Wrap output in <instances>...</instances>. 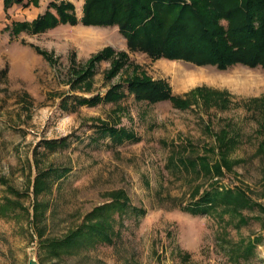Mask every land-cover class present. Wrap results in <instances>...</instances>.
I'll list each match as a JSON object with an SVG mask.
<instances>
[{
	"label": "rangeland",
	"instance_id": "obj_1",
	"mask_svg": "<svg viewBox=\"0 0 264 264\" xmlns=\"http://www.w3.org/2000/svg\"><path fill=\"white\" fill-rule=\"evenodd\" d=\"M48 1L41 0L37 8L13 6L7 17L0 2V264H27L29 254L39 264H264V156L259 151L264 70L238 64L220 71L182 60H154L129 51L112 26L61 24L15 37L3 28L42 13ZM54 1L70 2L78 19L83 14L84 0ZM106 46L113 54L76 83L74 70ZM120 51L129 55L127 65L108 77ZM142 72L167 81L175 95L202 86L226 92L228 103L221 108L219 101L199 100L179 110L167 100H135L125 83L118 101L78 103L102 97L113 84ZM102 123L125 127L135 137L118 143ZM224 130L236 142L229 147L231 166L222 174L197 176L177 159L170 161L173 146L181 149L188 141L196 152L188 155L204 153V146L215 147L214 136ZM52 140L62 142L50 148L46 142ZM41 170H47L49 189L35 196L32 183ZM198 187V195L240 188L249 205L238 213L216 205L193 214L185 208L198 201L192 197ZM116 190L123 192L127 206L109 212L110 241L53 255L46 244L82 226L86 215L110 203Z\"/></svg>",
	"mask_w": 264,
	"mask_h": 264
},
{
	"label": "trees",
	"instance_id": "obj_2",
	"mask_svg": "<svg viewBox=\"0 0 264 264\" xmlns=\"http://www.w3.org/2000/svg\"><path fill=\"white\" fill-rule=\"evenodd\" d=\"M38 2L39 0H3V11L8 16L7 11L13 6L28 7L31 4L36 6ZM51 8L55 12H52ZM82 11L83 14L78 19L70 2L61 1L56 4L54 0H49L43 12L30 21H13L3 28L15 37L21 32L30 35L44 33L61 24L112 26L125 38L129 51L144 53L154 60L161 58L182 60L197 66H215L220 71L238 64L249 68L260 67L264 70V0H84ZM32 46L46 60H52L48 52L36 45ZM112 54V48L106 46L91 56L84 68L78 67L77 71L74 70L77 76L75 82L91 76L94 64ZM128 56L127 53L120 51L107 71L108 77L116 74L121 66L127 65ZM124 83L135 100L146 101L149 104L167 100L179 110L188 108L199 100L215 105L219 101L217 105L221 108H225L228 103L226 92L209 90L202 86H197L181 96L175 95L167 81L154 80L143 72L134 73L122 82L113 84L102 97L96 94L90 99L81 98L78 103L93 105L99 101L107 103L118 101L124 94L121 91ZM255 100L254 98L252 102ZM261 103L264 105V95ZM101 126L104 127L103 131L118 143H122L124 138L135 137L125 127L116 128L107 123H102ZM214 138L215 147L205 145L202 150L204 153H197L194 156L187 154L195 152L191 142L186 141L181 149L173 146L175 148L172 149L170 161L177 159L182 168L192 169L197 176L222 174V168L227 169L231 166L228 159L229 147L234 145L236 140L228 136L225 130L216 134ZM60 142L62 140H52L46 144L54 148ZM259 151L264 156V141L261 142ZM214 154H218V158H211ZM32 188L35 196L49 189L47 170L37 172ZM199 188H195L192 193V197H199L198 201L185 208L193 214L207 212L216 205H222L225 209L238 213L239 208L249 205V197L240 188L235 189L234 195L231 188H226L223 193L202 190L198 195ZM110 195L112 201L97 206L88 213L82 226L72 230L67 236L46 244L53 250V255L73 252L83 245L94 246L103 240L110 241L112 233L109 230L111 227L109 212L115 208L121 212L127 206L122 191H112ZM4 208L5 205L1 206V214L6 213L3 212L6 210ZM36 214L38 215V211ZM252 248L250 245L246 251L250 252Z\"/></svg>",
	"mask_w": 264,
	"mask_h": 264
},
{
	"label": "crops",
	"instance_id": "obj_3",
	"mask_svg": "<svg viewBox=\"0 0 264 264\" xmlns=\"http://www.w3.org/2000/svg\"><path fill=\"white\" fill-rule=\"evenodd\" d=\"M0 2H1V7H2V10H3V0H0ZM32 6H34V7H39V5H41V0H39V2H38V4L35 6V5H33V4H31ZM31 5H29V6H31ZM28 6V7H29ZM22 7V6H21ZM27 7V8H28ZM41 7V6H40ZM25 8V7H24ZM3 13H4V11H3ZM7 13H8V11H7ZM39 13H41V12H39ZM38 12H36V14L34 15V17H36L38 14H39ZM5 14V16L7 17V15H6V13H4ZM8 15H9V13H8ZM34 17H32V18H34ZM31 18V19H32ZM30 19V20H31ZM30 20H27V21H30ZM19 21H22V20H19ZM5 26V25H4ZM94 26V25H93ZM88 27H90V26H88ZM92 27V26H91ZM50 30V29H49ZM9 34H10V32H9ZM11 35V34H10Z\"/></svg>",
	"mask_w": 264,
	"mask_h": 264
},
{
	"label": "water",
	"instance_id": "obj_4",
	"mask_svg": "<svg viewBox=\"0 0 264 264\" xmlns=\"http://www.w3.org/2000/svg\"><path fill=\"white\" fill-rule=\"evenodd\" d=\"M27 262V264H39L38 261H36L34 255L32 254H29Z\"/></svg>",
	"mask_w": 264,
	"mask_h": 264
}]
</instances>
